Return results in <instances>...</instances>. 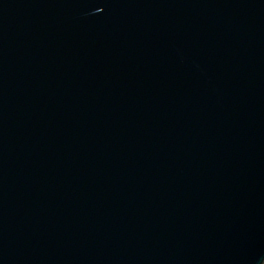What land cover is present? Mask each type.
Returning a JSON list of instances; mask_svg holds the SVG:
<instances>
[{"label":"water","instance_id":"1","mask_svg":"<svg viewBox=\"0 0 264 264\" xmlns=\"http://www.w3.org/2000/svg\"><path fill=\"white\" fill-rule=\"evenodd\" d=\"M264 0H0V264H263Z\"/></svg>","mask_w":264,"mask_h":264},{"label":"rangeland","instance_id":"2","mask_svg":"<svg viewBox=\"0 0 264 264\" xmlns=\"http://www.w3.org/2000/svg\"><path fill=\"white\" fill-rule=\"evenodd\" d=\"M264 264V263H263Z\"/></svg>","mask_w":264,"mask_h":264}]
</instances>
